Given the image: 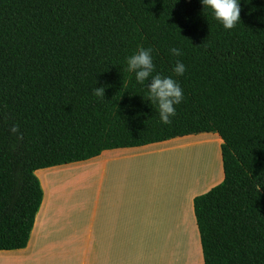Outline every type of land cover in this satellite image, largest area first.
Listing matches in <instances>:
<instances>
[{
  "label": "trees",
  "instance_id": "16d2710c",
  "mask_svg": "<svg viewBox=\"0 0 264 264\" xmlns=\"http://www.w3.org/2000/svg\"><path fill=\"white\" fill-rule=\"evenodd\" d=\"M248 2L225 30L200 0H0V250L28 244L37 170L203 133L224 173L194 198L203 264H264V0ZM139 46L183 89L170 124L126 71Z\"/></svg>",
  "mask_w": 264,
  "mask_h": 264
},
{
  "label": "crops",
  "instance_id": "0c3cea01",
  "mask_svg": "<svg viewBox=\"0 0 264 264\" xmlns=\"http://www.w3.org/2000/svg\"><path fill=\"white\" fill-rule=\"evenodd\" d=\"M194 137L109 149L78 161L81 165L69 170L86 176V183L56 182L71 176L55 171L57 166L40 169L49 171L50 181L39 180L43 199L28 244L0 250V264H158L162 252H154L153 261L151 253L173 240H182L184 253L181 263L178 258L166 264L192 258L203 264L194 198L215 184H202V189L195 183L182 186L173 160L164 162L174 158L172 150ZM219 141L222 144L220 137ZM195 233L200 250L188 241Z\"/></svg>",
  "mask_w": 264,
  "mask_h": 264
},
{
  "label": "clouds",
  "instance_id": "9594fccd",
  "mask_svg": "<svg viewBox=\"0 0 264 264\" xmlns=\"http://www.w3.org/2000/svg\"><path fill=\"white\" fill-rule=\"evenodd\" d=\"M244 2L249 3L248 0ZM200 4L203 6L202 14L207 20L208 15L211 14V17L225 30L233 29L241 21V0H200ZM258 19L264 21V16ZM153 51L151 47L139 46L136 51L126 57V71L134 74L136 83L146 89L144 99L155 106L160 122L167 125L171 123L170 118L175 116V106L184 99V93L180 82L173 75H163L156 71ZM169 52L174 57L182 55L181 49L177 47H171ZM171 71L176 77L183 76L186 66L177 59ZM106 87L107 85H95L92 95L103 101L106 97Z\"/></svg>",
  "mask_w": 264,
  "mask_h": 264
},
{
  "label": "rangeland",
  "instance_id": "374dc122",
  "mask_svg": "<svg viewBox=\"0 0 264 264\" xmlns=\"http://www.w3.org/2000/svg\"><path fill=\"white\" fill-rule=\"evenodd\" d=\"M196 135H197L196 137L192 139H187L182 144L177 146L176 148L178 149H176L175 151L172 150V152L175 153L174 158H170V157L166 158L164 159V162L167 165V163H169L170 160H173L172 162L173 165L178 169L177 172L181 174L180 182H182L181 183L182 186H185L187 184L191 185L192 183L199 185L198 187L199 189H202V187L200 186L202 184L204 185L203 188L209 187V184L212 185L215 184L214 186H216L218 185L216 183L222 180L223 179L222 176H224L222 170L223 166H222V157H221V143L219 141V137L216 135L203 134V133L201 135L199 134ZM79 164H80L79 162H76L66 165H59L61 167L57 166V169L54 170L55 171L59 170V172L67 174L68 172H70L69 170L70 168L79 166ZM48 173L49 171L40 170L37 172L38 174L37 177L39 180L42 179L41 181L48 183L50 181V179L47 176L49 175ZM86 178H87L86 176H82L81 174H71L69 179H67L66 177L65 178L59 177L57 178L56 182L65 181L67 183L77 184L78 182L75 181L77 179H80L82 180L83 183H86L87 182ZM198 235H199V231H198ZM188 241L190 243V247L191 246L193 247L196 244L198 245L197 234L195 233L193 236H191V238L188 239ZM154 252L156 253L162 252L161 253L162 261H158V262L155 261L158 264L173 263L178 258H179L178 261L180 262L181 261L180 257L184 253V244H182V240L169 241L161 245V248L156 249L151 253L150 256L151 260L152 257H154L153 254ZM195 259L196 258H192L191 260L189 259L186 262L184 260L182 264H196ZM178 261L177 263H179Z\"/></svg>",
  "mask_w": 264,
  "mask_h": 264
}]
</instances>
